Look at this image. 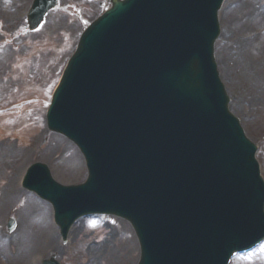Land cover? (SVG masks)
Returning a JSON list of instances; mask_svg holds the SVG:
<instances>
[{"label":"rangeland","instance_id":"rangeland-1","mask_svg":"<svg viewBox=\"0 0 264 264\" xmlns=\"http://www.w3.org/2000/svg\"><path fill=\"white\" fill-rule=\"evenodd\" d=\"M27 2V0H22L21 1V5ZM91 9L97 11L98 10V5L97 6H90ZM19 12V9H17ZM235 9H232L231 11H233ZM92 11L91 12H95ZM231 11H229L228 13H230ZM22 14H25V11L22 12ZM58 20V18H57ZM19 22V21H18ZM5 24V28H11L12 25H16L18 23H10L11 25H6L8 24L7 22H4ZM225 24L226 26H228V18L225 19ZM264 25V22L255 25L256 28L258 29L260 26ZM255 26H251V27H255ZM56 25H53L49 30H47V34L51 35V39H52V45L55 46V44L58 43V41L62 42V36L59 38H57L56 33H53V31L55 30ZM248 28H244V29H238L235 30L233 33H238L239 31H244ZM264 37V36H262ZM227 52V50L223 51V54ZM61 52L59 53L57 51V49L55 47H53V51L50 54L51 55V62L47 65L45 72H44V77L41 76V79H39L37 81V84H35L36 86H39V92L41 93L42 89L44 88V90H46L47 88V82L52 80V75H51V70H54L56 68V65H58V58L60 57ZM264 58V57H263ZM242 60V59H241ZM231 64V63H230ZM231 67V68H230ZM223 68L225 69V73H224V77H225V81H227L228 87L231 89L232 94L234 95V102H233V109L235 110V112L237 113V115L240 117H244L245 118V123L244 126L249 134V137H251L254 140H262L264 138V77H262L261 75L257 76V78L251 76V74H253L248 67L246 66V69L243 70L245 72V79L241 78L240 76L237 75V71H236V67L233 65H229V64H224ZM230 68V69H229ZM229 69V70H228ZM22 70V69H21ZM59 74V73H58ZM248 78V79H247ZM232 82H235L237 84L236 89H234L232 87ZM241 82V83H240ZM238 83H240L238 85ZM22 86V85H21ZM20 86V88H21ZM240 86V87H239ZM227 87V86H226ZM241 88V89H240ZM47 94V91H45ZM232 98V97H231ZM247 100L251 101L254 100V104L253 103H247ZM241 102V103H240ZM240 103V104H239ZM243 107H245V109H242ZM253 112L255 113V116L251 117L250 113ZM246 114V115H245ZM42 139L43 136H40ZM7 141L5 140H1L0 141V155L3 156V160L0 158V186H2V188L0 190H5L9 185H4L7 184L8 182V178L11 177V175L13 174V171H7V170H1V166L2 163L5 161L4 156L9 152V150H4L1 148V146H3ZM12 145V144H10ZM63 144H61L62 146ZM27 149L25 148V151ZM64 152L66 151V146H64V148L62 149ZM262 156V155H261ZM263 158V157H262ZM36 159L39 160H44L46 162H49L55 172L56 177L65 182V183H71V182H78L81 181L85 175H86V170L85 168H83L84 170V174L81 178L76 179L78 174H69V173H65V171L62 170V168H57L54 167V165L52 164V160L51 158L47 157H43L40 155H35L33 154L32 160H30L29 162H27L28 164L32 163L33 161H35ZM70 159V157L67 158V162ZM65 161V162H66ZM64 162V163H65ZM63 163V165H64ZM27 164V165H28ZM63 165H61V167H64ZM3 199L2 194H0V200ZM7 201V200H5ZM19 200H17V202L15 203V205L18 203ZM4 202V201H3ZM2 202V204H3ZM7 203V202H5ZM11 203V207L9 209H7V211L4 214L0 215V228L1 227H7V221L10 217L15 216L17 217L16 219H18L19 223H20V227L19 229V238L17 239V241L14 242L13 245L8 244V243H3V247L5 250V255L2 256L0 255V264H7V263H11L7 262V260L11 257L14 258L13 255L15 253H13L12 249H17V244L18 243H22L21 240L26 241L27 243H29L30 239H28V234H27V228H26V222L24 221V219H22V214L21 213H25V215L27 216V212L25 209H23L22 207L20 209H13V204ZM26 203V201H25ZM34 206V205H31ZM25 222V224H24ZM128 224V223H127ZM124 224L118 221V225H116L115 227L117 228H122ZM128 227L132 230L131 226L128 224ZM113 226H111L109 228V231L106 232L107 230H102V229H96L95 226H88L87 229L83 230L78 238L77 241V252H76V256H74L73 259H71V257H66V263L67 264H85L87 261L89 262L90 260L92 261V264H135L136 261L138 260L139 257V245L137 244V239L135 237V235L133 234L130 235L132 237V239H122L119 240L116 237V233L114 232ZM95 230V231H94ZM133 231V230H132ZM102 234V235H101ZM78 235V234H77ZM100 236H109L107 238V240L102 241L100 243H96L95 245H91L89 246V242L87 241V239H90L91 242L97 239H99L98 237ZM32 241L30 242V247L27 249V251L25 252L27 255L23 256V257H28L31 256L32 253H34V249H36V245L38 244V240H39V247L43 249V246L45 243H40V239L38 238V236L31 238ZM49 244H47L46 246H48ZM129 246V251H127V247ZM50 250H47L45 252H41V255L38 256L39 259L41 257L47 258L49 257L53 252ZM63 251H58L59 254H63ZM21 255V252L18 254V256ZM34 255V254H33ZM22 257V256H20ZM264 258V257H263ZM27 259V258H26ZM88 259V260H87ZM257 260L256 258L254 259L253 262H247L245 264H263V260H259V261H255ZM87 262V264H88ZM40 263H41V259H40ZM13 264V263H12Z\"/></svg>","mask_w":264,"mask_h":264},{"label":"bare ground","instance_id":"bare-ground-1","mask_svg":"<svg viewBox=\"0 0 264 264\" xmlns=\"http://www.w3.org/2000/svg\"><path fill=\"white\" fill-rule=\"evenodd\" d=\"M8 1H9V5H11L10 4L11 0H0V6H2V2H5L6 4H8ZM242 5H243L242 9L236 8L235 10L231 11L230 13H228V10L226 12L224 11L222 13V15L224 14L223 15L224 20H225V18L226 19L228 18V26H227V29L225 30V32L223 33V35H221V36L226 38L227 41H230L232 45L236 44L235 46L238 50L237 51L238 54L235 56H237V58H239V60L234 59L236 61V65H239V66H242V68H245L246 65L249 64L248 69L253 73L255 78H257V76H259V75L264 77V58H263L264 57V39H260L259 37H252L250 41H247L248 39L242 40V37H241L242 33L251 30V26H254V24H256L257 22L258 23L264 22V13L261 14L262 11L259 9L252 10L251 14L257 13L259 15H257L253 19H250L249 16L246 15V13L242 12L244 7L247 6V2H244V4H242ZM1 8L2 7H0V9ZM10 13H12V10H10L9 7L6 10H0V15L10 14ZM244 28H248V29H246L244 31H239L238 33H233L235 30H238V29L242 30ZM230 33H233V34H230ZM227 45H228V43H227ZM223 57L226 60L228 59L227 55H225ZM241 58L243 61L240 60ZM252 103L254 104V100H252ZM243 109H245V107ZM250 116L251 117L255 116V113L251 112ZM74 164H75V162L71 161L67 166L70 167L71 165H74ZM22 168H19V170L17 172V178L19 177V174H20V171L22 170ZM17 186H18V179H17ZM5 194L7 197L11 193L5 192ZM4 202H6V201H4ZM6 208H8V206L6 204L2 205L0 207V214L4 213V211L2 209H6ZM35 217H36V214H32V215L28 216L27 219L30 223H33L35 221ZM78 230L79 229H77V227H74V231H78ZM30 232L35 233L34 230H31ZM42 240L46 241L44 238ZM23 245L27 246L28 244L24 243V244L20 245V247H22ZM21 256L22 257L15 259V264H30L32 261H34V259H32L31 257H23V256H25L24 250H22Z\"/></svg>","mask_w":264,"mask_h":264}]
</instances>
